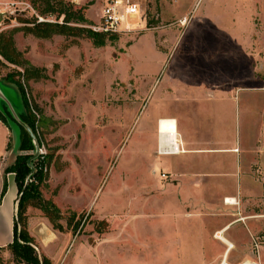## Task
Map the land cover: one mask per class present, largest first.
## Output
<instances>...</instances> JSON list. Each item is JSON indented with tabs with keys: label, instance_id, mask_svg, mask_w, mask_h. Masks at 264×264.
Masks as SVG:
<instances>
[{
	"label": "rangeland",
	"instance_id": "1",
	"mask_svg": "<svg viewBox=\"0 0 264 264\" xmlns=\"http://www.w3.org/2000/svg\"><path fill=\"white\" fill-rule=\"evenodd\" d=\"M62 1L83 20L67 23L74 34L41 38L21 28L65 24L63 15L39 14L29 0H0V33L12 32L21 57L44 75L25 81L18 75L23 67L0 56V91L15 114L24 106L16 87L3 79L10 72L22 81L37 119L44 118L36 142L39 160L49 163L40 191L59 209L61 230L40 209L26 208L39 256L51 264H220L226 240L214 230L235 217L239 223H231L224 237L239 241L227 262L264 264V155L248 166L257 146L264 154V0H201L198 6L142 0V29L103 35L100 43L90 33L100 34L91 26L103 0ZM220 81L227 82L229 105V128L221 133L241 149L242 161L232 164L233 174L218 173L215 180L238 183L236 208L177 217L175 187L167 183L171 169L160 163L172 159L157 154L158 121L175 114V83ZM4 105L0 98L1 187L22 135ZM6 179L9 205L15 186ZM0 261L15 264L7 245L0 246Z\"/></svg>",
	"mask_w": 264,
	"mask_h": 264
},
{
	"label": "crops",
	"instance_id": "2",
	"mask_svg": "<svg viewBox=\"0 0 264 264\" xmlns=\"http://www.w3.org/2000/svg\"><path fill=\"white\" fill-rule=\"evenodd\" d=\"M243 78H241V82ZM240 82V83H241ZM217 83V84H216ZM188 85V86H186ZM224 85V86H223ZM237 85V84H236ZM224 88V89H223ZM223 89V90H222ZM237 89H243L238 88ZM227 94V82L206 83H175V114H161L168 116L172 124L167 128H174L175 150L162 152L159 144V122L157 126L158 139L156 141L157 154L159 156H170V161L160 162L171 169L170 178L167 183L169 187H175V212L177 217L184 215L208 214L224 215L229 208L235 209V204H227L225 198L232 197L237 201L236 193L239 191L238 183L230 186L220 185L215 180L220 173L228 177L232 172V164L241 163V149L237 151L236 145L224 140L223 128H229V105ZM264 133V132H263ZM168 144L164 143V147ZM178 147V148H177ZM257 156L252 152L254 158L249 159L248 166L255 158H259V146ZM177 148V149H176ZM224 154H230L225 159ZM157 155V156H158ZM223 159L226 163L224 165ZM153 172V171H152ZM164 173V172H163ZM166 175V173H164ZM9 175H12L10 178ZM161 176V175H160ZM167 176V175H166ZM165 176V177H166ZM162 177V178H165ZM222 177V176H221ZM7 178L13 181V174L8 173ZM211 185L208 186L207 182ZM8 205L6 196L0 197V246H5L12 241L13 220L16 215L17 188ZM1 187V186H0ZM203 188V189H202ZM213 190V193L209 191ZM249 191L252 185H247ZM202 189V190H201ZM197 192V193H196ZM203 192V194H202ZM209 192L212 196L207 194ZM11 199V198H10ZM237 204V202H236ZM204 220V218H202ZM205 221V220H204ZM239 223V219L232 218L230 221L222 220L214 231H222L223 236L228 232L231 223ZM254 230L256 228L252 227ZM233 245L239 240L225 237ZM222 252H218L220 258L230 256L233 248L227 249L226 243ZM235 246V245H234Z\"/></svg>",
	"mask_w": 264,
	"mask_h": 264
},
{
	"label": "trees",
	"instance_id": "3",
	"mask_svg": "<svg viewBox=\"0 0 264 264\" xmlns=\"http://www.w3.org/2000/svg\"><path fill=\"white\" fill-rule=\"evenodd\" d=\"M29 1L33 7L37 9L39 14L58 13L59 15H63V21L65 24L33 23L32 26L27 25L24 28H21L23 29L24 33L32 34L41 38H46L53 34L71 35L74 34V32H72L74 28H72V26L69 24L67 25L69 20H83V16H81L77 11H74L72 5L69 2H64L62 0ZM22 22L29 23L24 20H22ZM90 35L94 42L99 43V38L103 37V34L90 33ZM0 56L10 64L22 66L23 72H18V75H21L25 81H28L32 78L39 79L40 77L44 76L41 70L32 67L27 60L21 57V53L17 51L14 45L12 32L8 34L4 32L0 33ZM14 76L15 75L10 72L7 73L3 79L9 83H12L16 87L24 106V112H18L19 119L30 127V129L35 134L36 140L40 144L41 141L39 139L38 124L44 118L41 115L39 120L37 119L35 112L37 108L30 105L22 81L20 79H15ZM4 109L8 115H11L6 105H4ZM15 123L18 124L22 129L19 147L17 148L19 152L16 154L13 163L7 166L4 170L0 192V197L2 198L7 190L6 175L8 173L13 174V180L17 188V208L16 215L13 220L12 241L7 244V247L12 254L15 264H51L48 258L45 256L40 257L38 252L35 250L33 246V237L28 230V217L26 215V208L29 205L36 207L42 211L43 215L48 218L54 228L61 230V225L56 223V220L60 219L61 217L59 209L51 200L44 199L40 191L41 184H43L47 178V173L43 171V168L45 169L47 163L49 162L48 160L40 161L39 159L41 155H38L31 160V165L33 167V172H31V169L27 164V160L34 153V144L25 128L17 121ZM42 157L45 158V156ZM34 164H37L38 166H35ZM70 219H74V216H72ZM71 220L69 223H71ZM77 226L78 221L74 220V223L72 224V230H76Z\"/></svg>",
	"mask_w": 264,
	"mask_h": 264
},
{
	"label": "built area",
	"instance_id": "4",
	"mask_svg": "<svg viewBox=\"0 0 264 264\" xmlns=\"http://www.w3.org/2000/svg\"><path fill=\"white\" fill-rule=\"evenodd\" d=\"M190 1L198 6L201 0ZM144 24L145 8L142 0H103L98 22L91 28L97 33L114 36L142 29ZM161 175L165 177L164 173ZM226 247L231 248L230 244H226ZM220 264H229L225 256Z\"/></svg>",
	"mask_w": 264,
	"mask_h": 264
},
{
	"label": "bare ground",
	"instance_id": "5",
	"mask_svg": "<svg viewBox=\"0 0 264 264\" xmlns=\"http://www.w3.org/2000/svg\"><path fill=\"white\" fill-rule=\"evenodd\" d=\"M172 121L171 120H168V119H161V121L159 122V144L161 145V150L162 152H171V151H174L175 150V132H174V128H167L168 126H170V124ZM166 142L167 147L163 146L164 143ZM178 148V147H177ZM176 148V149H177ZM228 204H236V200L235 198H232V197H228L227 200H225ZM223 230L222 231H219L216 233L215 237L221 241L222 240V237L226 240L224 243L226 244H230V247L232 248L233 247V244L228 242V240L223 236ZM222 236V237H221ZM230 248V249H231ZM246 262H244L245 264ZM249 264H251L249 262Z\"/></svg>",
	"mask_w": 264,
	"mask_h": 264
},
{
	"label": "water",
	"instance_id": "6",
	"mask_svg": "<svg viewBox=\"0 0 264 264\" xmlns=\"http://www.w3.org/2000/svg\"><path fill=\"white\" fill-rule=\"evenodd\" d=\"M0 98H1L3 101H5V103L8 105V107H9V109H10V111H11L13 117L15 118V120L25 128V130L29 133V135H30V137H31V139H32V141H33V143H34V153H33V155L27 160V164L29 165V167H30V169H31V172H33V167H32V165H31V160H32L33 158L37 157V156L39 155V153H40V146H39L38 143L36 142L37 140H36L35 134H34L33 131L30 129V127H29L27 124H25L23 121H21V120L19 119V117L15 114V112H14V110H13V108H12V105L10 104V102L8 101V99L5 97V95L2 94L1 91H0Z\"/></svg>",
	"mask_w": 264,
	"mask_h": 264
}]
</instances>
